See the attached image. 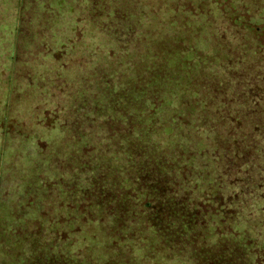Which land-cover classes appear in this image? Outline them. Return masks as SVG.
<instances>
[{"label": "trees", "instance_id": "obj_1", "mask_svg": "<svg viewBox=\"0 0 264 264\" xmlns=\"http://www.w3.org/2000/svg\"><path fill=\"white\" fill-rule=\"evenodd\" d=\"M0 43L33 56L25 94L73 69L77 117L0 109L29 162L0 147V264H264V0H0Z\"/></svg>", "mask_w": 264, "mask_h": 264}, {"label": "rangeland", "instance_id": "obj_2", "mask_svg": "<svg viewBox=\"0 0 264 264\" xmlns=\"http://www.w3.org/2000/svg\"><path fill=\"white\" fill-rule=\"evenodd\" d=\"M229 36L228 34H226ZM16 46V45H15ZM10 47V46H9ZM15 48V47H14ZM12 49L11 52H15V49ZM14 50V51H13ZM34 51V48H32ZM23 50L20 48L17 50V52L14 53V55L19 56V59H17L15 62L10 60V50L7 47H4L2 43H0V109L3 110V118L4 121H6L7 125L5 124L6 127L9 128L10 131L12 129L15 131L14 124H18L16 122H19L20 124L17 125V128H22L26 132V130L29 132L35 130L38 126V123H43L47 119L48 122L54 121L55 126L57 125L58 128L62 127L66 131V126H65V121L67 122H74L76 123V109L74 108V113L68 114V106L71 104V95L74 90V82L69 78L70 75H72L73 69L68 71L61 72L60 77L54 78L53 83L51 86L47 89L42 90L40 85L34 84L31 85L30 90L28 91L27 94L23 93L22 88L25 87V80L22 78V75H24V72L27 70H32L33 64L30 65L31 59H33V56H29L28 59L25 60V57H27V53L22 52ZM38 54L34 53V57H36ZM30 65L29 67H27ZM11 68V69H10ZM70 69V68H69ZM68 69V70H69ZM12 76L13 80L11 82V85L8 82V78ZM9 84V85H8ZM86 82V86H87ZM261 86V85H260ZM258 86V89L260 88ZM6 87V89H5ZM8 88V91H7ZM54 89V95L53 98L51 99L52 104L49 107V111H46L45 113L44 110H46L43 105L39 102V97L43 94V92H48L50 89ZM262 88V87H261ZM39 97H33L32 92L33 91H40ZM9 92V93H8ZM60 104V108H58L56 105ZM58 112V114H56ZM61 118V119H60ZM252 122L248 123L246 126L247 132L252 131V127L255 125L256 127V133H255V139H256V144L258 148L264 147V122H263V117L260 116L258 113H254L252 116ZM262 120V121H260ZM246 123V122H245ZM42 128V127H41ZM33 129V130H32ZM1 134V130H0ZM69 137V135H68ZM14 138V139H13ZM20 139V136L15 135L12 137L11 135H8V139H3L0 138V147H8V153L14 152L15 153V160L14 164L17 167H21L23 164H29L28 160H23V156L19 153L21 150L19 149V143L18 140ZM57 142L58 141H53ZM262 155H261V154ZM27 156V154H25ZM258 156H264V149H262L260 152H258ZM254 156L257 158V164L259 165V162L261 161V157ZM250 157V155H248ZM13 159L10 156V160ZM256 164V165H257ZM4 162H2L1 167H4L3 170H0V188H4V186L7 183V179L3 180V178L8 174L6 168H5ZM9 165V164H8ZM257 168V167H256ZM17 175H21L19 173H16ZM256 175H259L256 173ZM259 176H263L259 175ZM263 183V178L259 179ZM2 194L3 191H2ZM0 194V199L4 200L6 198V195ZM251 199V197L254 195L253 191L251 193H246ZM258 202L260 204V208L254 209L250 208L247 213V218L251 222H254L256 227L254 228V234L258 235L262 232L263 227L259 225V220H263L264 218L262 217V207L264 206V200H259ZM2 206L0 202V207ZM1 210V208H0ZM1 215V214H0ZM244 216V215H243ZM263 218V219H262ZM254 237V235H253Z\"/></svg>", "mask_w": 264, "mask_h": 264}]
</instances>
